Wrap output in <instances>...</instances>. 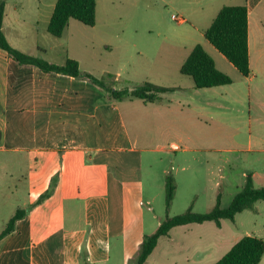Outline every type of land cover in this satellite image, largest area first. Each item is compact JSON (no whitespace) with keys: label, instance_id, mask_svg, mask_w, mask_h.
Returning a JSON list of instances; mask_svg holds the SVG:
<instances>
[{"label":"crops","instance_id":"obj_1","mask_svg":"<svg viewBox=\"0 0 264 264\" xmlns=\"http://www.w3.org/2000/svg\"><path fill=\"white\" fill-rule=\"evenodd\" d=\"M56 2L6 0L3 30L10 43L31 55L44 54L45 59L57 63L46 56L52 49L49 44L53 34L48 25ZM178 3L187 15L184 22L191 21L193 30L203 39L178 51L177 69L181 72L194 46L201 43L217 67L232 76V83L198 88L191 76L193 81L188 86H170L176 88L160 93L155 101H107L103 91L105 101L95 106L100 87L90 79L21 64L0 48V218L4 225L0 233L18 208L29 207L14 230L0 238V264H106L111 258L113 237H123L124 241L142 239L143 207L139 198L143 196V183L136 171L143 151L178 152L190 144H215L217 134L212 126L228 124L216 114L214 107L219 105L232 109L235 104L243 112L248 109L251 129L264 132V0ZM243 4L249 11V75L242 74L205 37L222 7ZM31 21L42 39L35 41V51L22 42ZM9 31L19 36L17 43ZM68 57L77 59L81 67L76 56L67 55L60 63L64 64ZM150 69L147 73L152 83L167 78L162 75L164 71L155 73L154 68ZM118 76L120 73L116 81H120ZM216 88H226V103L221 104L218 94L210 91ZM236 90L240 91L234 93ZM175 92L192 99L176 97ZM222 138L224 143L239 145L233 136ZM258 139L264 143L263 136ZM259 152H264V145ZM126 153L131 154L129 165ZM122 167H133L135 171L128 173L129 169L121 170ZM250 175L253 183L258 177L264 186V172ZM48 190V197L37 202ZM189 224L175 226L169 234L162 235L153 252L161 238L171 239L175 228Z\"/></svg>","mask_w":264,"mask_h":264},{"label":"rangeland","instance_id":"obj_2","mask_svg":"<svg viewBox=\"0 0 264 264\" xmlns=\"http://www.w3.org/2000/svg\"><path fill=\"white\" fill-rule=\"evenodd\" d=\"M178 1L97 0L96 25L71 19L63 36H52L53 42L49 44L52 49L46 56L55 58L58 64H62L60 62L67 55L79 57L82 70L100 79L105 78L107 85L119 89H134L149 81L147 72L150 68H154L152 72L155 73L164 71L162 75L167 77L155 84L188 86L193 79L177 69L178 51L203 38L193 30L191 21L184 22L187 15L183 14ZM32 24L31 21L26 26L27 34L22 42L23 46L35 51V41L42 42V39ZM9 32L17 43L19 36ZM40 57L45 58V55L40 54ZM119 73L120 81H116ZM99 87L100 97L95 99V106H102L105 101L102 93L106 90ZM225 89L210 90L218 94L221 104L226 103ZM106 93L107 101L112 99L110 93ZM174 95L181 98L188 96L182 92H175ZM245 95L247 107V91ZM191 99L187 97L186 100ZM233 105L232 109L222 105L214 107L217 116L228 122L227 126H212V131L217 134L215 144L202 147L190 144L189 148L178 152L149 150L141 153V165L136 172L143 183V196L139 198L143 207L142 239L124 241L123 237H113L111 258L106 264H136L145 235L153 234L167 216L185 213L190 207L195 212H209L216 205L219 194L221 206L227 207L242 189L248 175L253 172L263 174L264 152L259 151L264 143H260L258 138L264 137V132L251 129L247 123L248 109L239 111ZM107 131H111L110 126ZM225 135L235 137L239 145L224 143L222 136ZM124 156L126 165H129L131 154ZM113 167L119 170L116 165ZM124 168L128 167L121 170ZM128 169L129 173L134 168ZM169 175L176 185L170 207L167 205L166 188ZM254 184L261 187L263 181L255 177ZM3 227L0 218V231ZM248 234L264 238V200L256 202L254 208L238 213L235 220L224 219L220 227L207 221L175 228L171 239L161 238L148 264H213L238 239ZM166 248H172V251ZM261 264H264V256Z\"/></svg>","mask_w":264,"mask_h":264},{"label":"trees","instance_id":"obj_3","mask_svg":"<svg viewBox=\"0 0 264 264\" xmlns=\"http://www.w3.org/2000/svg\"><path fill=\"white\" fill-rule=\"evenodd\" d=\"M5 12L6 0H0V48L6 50L13 59L21 64L35 65L46 72H58L88 78L93 83L105 88L115 99L140 98L144 101H155L161 97L160 93L176 88L146 81L134 89H119L107 85L105 78L100 79L90 72L83 71L79 61L72 57H68L64 64H58L43 57L26 53L14 47L5 34L3 30ZM71 18L95 26L97 22V0H57L48 25L49 32L58 37L63 36ZM205 37L226 55L242 74H250L249 11L246 4L222 7L210 27L205 31ZM181 72L192 76L198 88L226 85L233 82L232 76L217 67L214 57L201 43L194 46L183 63ZM166 188L167 205L170 207L176 191L174 179L170 175L167 179ZM50 192L51 190H48L43 193L37 202L43 201ZM259 200H264V186L256 187L252 175H248L244 186L235 195L229 206H221V195L219 194L216 205L209 212H195L190 207L185 213L172 217L167 216L153 234L145 235L136 264H145L159 238L169 234L173 227L205 221H214L218 226H221L223 219L235 220L238 213L254 208L255 203ZM28 209L29 207L16 210L0 233V238L14 230L17 220L25 216ZM263 256L264 238L248 234L237 240L214 264H260Z\"/></svg>","mask_w":264,"mask_h":264}]
</instances>
